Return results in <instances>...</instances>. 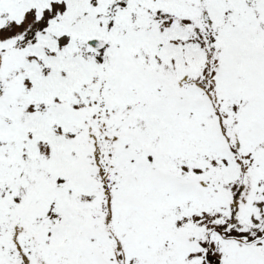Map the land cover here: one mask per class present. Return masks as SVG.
I'll use <instances>...</instances> for the list:
<instances>
[{"label": "snow or ice", "instance_id": "obj_1", "mask_svg": "<svg viewBox=\"0 0 264 264\" xmlns=\"http://www.w3.org/2000/svg\"><path fill=\"white\" fill-rule=\"evenodd\" d=\"M0 264H264V0H0Z\"/></svg>", "mask_w": 264, "mask_h": 264}]
</instances>
